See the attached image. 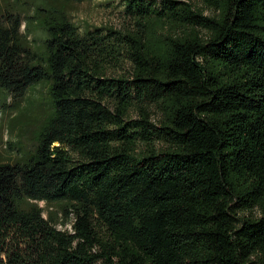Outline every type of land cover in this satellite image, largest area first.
<instances>
[{"label": "trees", "instance_id": "1", "mask_svg": "<svg viewBox=\"0 0 264 264\" xmlns=\"http://www.w3.org/2000/svg\"><path fill=\"white\" fill-rule=\"evenodd\" d=\"M80 1L0 0V107L48 84L0 154V264H264V0Z\"/></svg>", "mask_w": 264, "mask_h": 264}, {"label": "rangeland", "instance_id": "2", "mask_svg": "<svg viewBox=\"0 0 264 264\" xmlns=\"http://www.w3.org/2000/svg\"><path fill=\"white\" fill-rule=\"evenodd\" d=\"M193 2L202 5L200 0H193ZM212 12V10H206L205 14H212ZM69 13L82 28L100 25L123 28L131 22L130 17L124 12L123 0H82L72 3ZM36 33L37 36L41 35L40 31H35L33 35L35 36ZM47 99L48 84L40 82L29 88L18 99L8 96L7 106L0 107V154L5 157V160L12 159L21 146L24 147L23 149L33 148V132L36 126H26L24 123L28 116L34 117L35 121L41 118V113L47 107L46 103L41 104V102ZM40 204L47 208L44 201ZM52 208L58 212L60 206L53 204ZM44 214L48 216V209ZM59 227L62 226L59 225Z\"/></svg>", "mask_w": 264, "mask_h": 264}]
</instances>
